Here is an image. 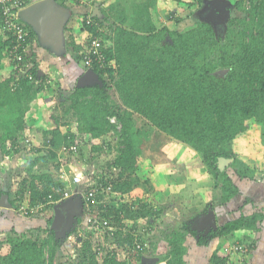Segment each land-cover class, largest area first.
<instances>
[{
    "label": "trees",
    "instance_id": "16d2710c",
    "mask_svg": "<svg viewBox=\"0 0 264 264\" xmlns=\"http://www.w3.org/2000/svg\"><path fill=\"white\" fill-rule=\"evenodd\" d=\"M55 1L61 6L70 1L89 12L76 20L78 30L70 29L67 46L74 61L83 64L84 71L79 76L90 71L98 81L77 84L67 95L57 92V103L43 106L48 98L54 100L55 89L50 83L51 76L38 70L39 62L35 60L31 46L35 32L23 17L17 20L29 33L24 42L27 51L22 62H27V73L31 78L12 70L10 74L3 72V64L12 62L13 53L9 50L13 38L4 29L0 11V154L1 158L16 154V158L21 159L20 164L9 165L8 171L2 174L9 180L19 178L16 199L9 197L8 202L18 211L21 200H27L26 205L28 209L32 207V213L26 215L52 211L67 199L59 201L65 190L60 180L61 169L70 171V175H79L80 181L74 184L77 189L96 191L91 196L96 201L91 202L90 213L100 222L97 232L111 235L114 241L112 249L106 253L100 249L99 257L92 249L95 242L91 244L90 237L82 233L76 237L82 242L81 249L75 250V256L70 257L68 264H132L138 255L126 248L134 243V249L138 245L141 251L142 242L134 229L122 235L123 220L143 217L148 212L154 218L160 213L156 207L129 199L138 186L150 184L137 175L144 156L143 142L150 141L149 131L154 129L199 155L213 181V188L220 191L221 204L229 203L238 193L234 179L255 178V168L242 159L234 143L246 135L253 124L264 125V0H249V8L244 7L242 0H234L235 7L243 15L228 21L223 41L207 20L197 19L183 30L156 26L157 0H109L104 7L97 5L96 0H92L91 6L78 0ZM184 1L190 7L206 3V0ZM11 2L5 3L10 5ZM20 2L24 8L29 0ZM212 4L217 7L225 5L226 1ZM95 8L98 15L92 13ZM187 15L191 16L192 12ZM181 21V18L174 20L176 25ZM103 27L107 28L105 32ZM93 38L101 42L102 67L96 60L91 66L84 63V52L88 51ZM90 55L95 56L91 52ZM113 93L118 101L112 98ZM39 107L44 122L41 143L46 152L34 153V157L27 158L31 150L30 146L25 148L26 141H30L34 129L31 114ZM112 117L116 123L110 121ZM137 117L143 120L142 125H137ZM71 123H75V131H62L61 126ZM118 124L120 128H117ZM20 135L23 136L21 139ZM95 139L99 142L92 144ZM20 140L25 141L24 145H19ZM63 144L75 145L77 150L63 153L62 160L58 161L57 151ZM87 145L91 146V152H97V156L107 153L111 156L100 168L85 175L68 167V162L71 155L85 161ZM262 160L264 163V154ZM108 196L118 199L119 203H107ZM82 202L85 205V201ZM211 203L203 206V212L215 205ZM248 203L251 199L246 197L233 210L235 217L216 224L215 229L210 225L209 233L199 228L209 226L207 222L196 226H192L189 218L177 222L171 227L170 249L164 256V264H184L187 232L198 235L195 248H205L217 238L227 240L242 229L246 233L234 245L250 246L247 231L261 230L263 215L258 206L252 212L244 213ZM36 205L40 208L32 211ZM184 210L190 212L189 217L199 215L201 211L197 209L193 215L192 208L184 206ZM51 220L52 216L42 229L9 237L11 250L9 255L0 258L1 263L56 264L61 239L50 229ZM103 221L108 225L103 226ZM81 222L85 224L84 218ZM42 233L44 237H40ZM207 264L234 263L219 245L211 252Z\"/></svg>",
    "mask_w": 264,
    "mask_h": 264
},
{
    "label": "rangeland",
    "instance_id": "374dc122",
    "mask_svg": "<svg viewBox=\"0 0 264 264\" xmlns=\"http://www.w3.org/2000/svg\"><path fill=\"white\" fill-rule=\"evenodd\" d=\"M97 5L104 7V1L103 0H96ZM243 5L246 8L250 7L249 0H242ZM108 2V1H107ZM229 2V3H228ZM228 2L225 5L217 6L214 8H211L209 12L203 13V21L207 20L213 27L216 36L223 41L225 32L227 29L228 21L231 18L242 16L243 13L240 9L235 7L234 0H228ZM66 4H69V2H64ZM58 6L61 7L60 3H58ZM66 5L61 7V12H66ZM81 8V13L79 14V17H82L83 14H89L87 9ZM132 10V8H130ZM183 12V11H181ZM91 15V14H90ZM95 15H98L97 13ZM94 15V16H95ZM157 15V13H155ZM93 16V15H91ZM102 17V14H100ZM188 17V15H187ZM193 19V20H192ZM196 19H199L198 16L195 18L188 17L187 20H184V26L187 27L188 25H192ZM28 23L32 25V23L27 20ZM55 22V20H54ZM182 22V21H181ZM179 22L177 25L179 26L177 28V25L174 23L173 27H176L175 29L183 30L184 28H181L183 25H181ZM156 23V26L159 25H165L163 22V19H158ZM33 26V25H32ZM166 26V25H165ZM169 28V27H168ZM104 32L107 30L106 27L102 28ZM56 34L54 33V29H51L48 31V36ZM62 34V33H61ZM59 35V34H58ZM57 35V36H58ZM50 41V40H49ZM61 42L58 41V44ZM75 54H73L74 56ZM36 60V57H35ZM7 64V63H6ZM6 64L4 66L2 71L5 73H8L10 69L8 68V64L6 67ZM53 64V63H52ZM80 67L83 68V64L79 63ZM39 67V63H38ZM46 74L51 76L52 79H50V83H52L54 91V100L51 98H48L43 106H54V104L57 103L58 100V94H61V92L64 95H67L68 93H64V89L72 90L71 87H74V84L66 85L65 87H61L58 81L56 80L58 77L57 70H48ZM51 71V72H50ZM73 71V70H72ZM82 71H84L82 69ZM10 74V73H8ZM54 78V79H53ZM96 81H98V78L93 77L92 74L89 71V75L86 79H83V81H78L77 84H94ZM58 92V94H57ZM113 99L117 100V96L113 93ZM60 100V99H59ZM41 108H37L36 111L31 114L32 122L33 123V130L31 131L33 133V136H31L30 141H26L27 147L29 148L31 153L28 155L27 158L34 157L35 154H43L45 153V149L42 146V139L44 138L41 132L42 126H44V122L41 119ZM143 120L137 117V125H142ZM146 124V123H144ZM47 126V125H46ZM62 131H75V123H71L70 126H61ZM153 131H149V139L150 141L146 140L143 142V153L141 165L139 169L137 170V175L142 179H147L150 184L138 186L135 190L132 191L130 200L137 199L139 200V203L143 202L146 203L149 207H156L157 210H159V215L152 217L153 214H150L148 212L147 215L143 217H136L135 219H129L125 218L123 220V227H122V235H125L129 231H134V234H136V237L142 242L143 249L139 251V246L134 249V243H132L131 246L127 247L126 250L128 252L136 253L138 255L137 260L133 261L132 264H164V256L167 255L170 246L168 244V238L170 237L172 226L177 224V222L182 221L186 218H189L191 220L192 226H196L200 224L199 217L200 214L205 213L203 212V206L206 203L213 202L216 203L218 206L220 201V191L218 189L213 188V181L208 179L209 174L207 173L205 166L203 165V162L201 161L199 155H197L191 148L188 146L170 139L169 137H166L165 135H161L157 133L154 129ZM20 139L23 136H19ZM27 138V137H26ZM153 140V141H152ZM32 141V142H31ZM25 141L20 140L19 145H24ZM236 150L240 153V156L242 159H244L250 166L255 168L254 173V179H234V184H237L238 186V193L230 201L233 205H237L242 200H244L247 196L254 195L256 191H260L261 185L263 186V192H264V173L262 171H259L257 168H260L261 166H264V163L262 162L263 154H264V125H258L253 124L249 132L244 135L243 137H240V139H237L234 143ZM35 148H39L40 151H33ZM88 148H86V151ZM58 157L56 160H62V154L59 153V150L57 151ZM15 155V156H14ZM11 156L17 157L16 154ZM61 156V157H60ZM110 154H104L103 156H97V152H91L87 151V157H85V161L81 160L79 156L73 157L71 155L69 157L68 167H70L72 170L78 171L79 170L87 175L86 173H89V171H94L97 168H100L102 163L105 162L108 158H110ZM171 156V157H169ZM147 157H149L147 159ZM182 158L184 159L181 167L188 168L191 167H197L198 171L197 173L199 176L194 175L193 173H189L188 171L183 174L182 172H175L177 168V162L178 159ZM80 159V162L78 161ZM255 160V162H254ZM161 163H166V166L170 165L172 174L165 171L164 173L161 171L155 170L153 168L155 165H161ZM78 167H76V166ZM256 166V167H255ZM258 166V167H257ZM9 160L8 158H1L0 154V200H9V197L11 200L16 199V191L18 189V180L13 178V181L10 182V180L7 182V185L3 183V171H8L9 169ZM12 167V166H11ZM13 169V168H12ZM158 171V172H157ZM157 172V173H156ZM155 175V176H154ZM163 175L164 179L166 180L167 184L165 188L162 190L160 189L158 184L155 183L156 181H159L158 179L161 178ZM86 178V177H85ZM9 179V178H4ZM12 180V178H11ZM164 180V182H165ZM255 181V182H254ZM91 182V180H90ZM93 182V181H92ZM4 184V185H2ZM2 186H5L2 188ZM151 186V187H150ZM144 188H148V190H145ZM156 188V189H155ZM72 191L75 193H70L68 191L69 195H71L69 198H67L74 206L77 208V211L74 213V216L72 218L74 224L72 223L71 226L67 227V229L64 230L62 234L58 235V238L61 239V246L64 244V241L68 240L67 247L65 246L66 253L69 255L67 259V263H70L72 256V249H81V243L80 239H76L78 237V233H83L84 236H89L91 244L92 243H99L102 244L101 247L105 251V253L108 250L112 249V242L114 241V238H112L111 235H105L102 232H96V233H87L88 228L85 227V224L83 223V226H79L77 228H73L72 226L75 225L77 222L75 221H82L84 218V212L83 209V202L80 194L78 191H81L82 188L78 187L77 185H72ZM8 190V191H7ZM3 191H7V193H4ZM9 194L8 196H5ZM6 198V199H5ZM248 198V197H247ZM66 199V200H67ZM107 203L110 202L111 205H117L119 203V200L116 198L107 197ZM105 199V200H106ZM122 202V201H121ZM27 200H21L19 203V206H26ZM212 204V203H211ZM210 204V205H211ZM160 206V207H159ZM184 206H188V208H201V211L198 213L199 215H194L197 213H192L194 216L189 217L191 214L187 210H184ZM247 206L251 208V204L248 203ZM200 210V209H199ZM208 210V209H207ZM153 218V219H152ZM154 220V221H153ZM225 221L215 217V223L221 224L220 222ZM116 225L114 226V228ZM172 227V228H171ZM210 227V225H209ZM76 230V231H74ZM209 233V231L207 232ZM75 234V235H73ZM139 235V237H138ZM44 236V235H43ZM186 239L184 244L186 245V251L183 255V261L184 264H207L208 258L211 255V252L214 251L216 247L217 241H213L210 245L207 247H196V241L198 240V235H191L187 232L185 234ZM198 247V246H197ZM74 250V252H75ZM138 250V251H136ZM77 251V250H76ZM66 254V255H67ZM73 257V256H72ZM64 260L65 255H63ZM100 261V260H99ZM145 261H148L146 263Z\"/></svg>",
    "mask_w": 264,
    "mask_h": 264
},
{
    "label": "crops",
    "instance_id": "0c3cea01",
    "mask_svg": "<svg viewBox=\"0 0 264 264\" xmlns=\"http://www.w3.org/2000/svg\"><path fill=\"white\" fill-rule=\"evenodd\" d=\"M103 1H104V4L105 3L107 4V1L109 2V0H103ZM184 2H185L184 0H181V1L157 0L156 5H155V12L157 13L156 17L158 19L159 18L163 19L164 24L169 28H171V26L173 27L175 23L174 20H176V18L178 19L181 18L182 22L180 24L183 25L181 28H185L184 20L188 19L187 14L189 12H192L191 16H193V17L189 16L190 18H195L196 16H198L199 19L202 20L203 13L207 14V11L209 12L211 8H214V5L212 3H215L216 1L206 0V3L204 5L201 4V5H198L197 7H194V6L190 7L188 5H185ZM65 5L67 6L66 12L62 13L60 8L63 6L59 7L58 3L55 0H29V3L23 9V12L25 13L23 15V20H25L26 22L27 20H29L33 25L32 26L30 23H28L29 25H31L30 27L32 28V30L35 32V35H36V38H33L32 40L33 42L31 46H32L33 52H35L36 61L39 62V67H38L39 72L41 74H44V73L49 72L48 70L50 69L51 70L53 69L54 71L57 70V75L59 78H57L56 80L58 81L59 84L61 82L60 84L61 87H65L66 85H69V84H72V85L74 84V87H75L76 86L75 83H78L79 79L81 78L79 75L82 72V68L80 67L79 63L75 62L74 59L72 58V55L67 46V37H69V33L72 29L73 31L74 29L78 30V27H77L78 25H77L76 20L79 21V14L81 13L82 10L79 6L77 7L74 4L69 3V4H64V6ZM92 13L94 14L97 13L96 8L93 10ZM32 16L36 17L39 21H41L43 25L38 26L33 21ZM178 27L179 26L177 25V28ZM51 29H54V33L56 34L48 36V31ZM58 41H60L61 43L58 44ZM6 67H7V64H6ZM8 68L10 69L9 71L10 73L11 68H10L9 63H8ZM72 88L73 87H71V89ZM69 91L70 90L64 89L65 93H68ZM98 142L99 140L95 139L92 142V144L98 143ZM85 147L88 148L87 151H91L90 145H87ZM8 160H9V165H15L16 163L17 164L21 163L20 158H14L13 160H11V158H8ZM178 160L179 161H176L177 168L175 172L178 171L179 173L182 172L183 174H185L188 171L189 173H193L194 175L199 176V174L197 173L198 171L197 167L189 166L188 168H183L184 166L181 167V164L184 159L179 158ZM153 168H155V170L158 169V171L163 170L162 171L163 173L167 171L172 174L171 166L170 165L166 166V163H161V165L160 164L155 165ZM263 168L264 166H261L260 168H257V169L259 171H262ZM2 179H3V183L7 185V182L9 181V179H4V178ZM165 179L162 175L161 178L158 179L159 181L155 182L158 184L160 189L162 188V190L165 188L167 184ZM208 179L210 181L209 176H208ZM12 181H13V178L12 180L10 178V182ZM1 183L2 182H0V184ZM4 187L5 186H2V188ZM261 187L263 188L262 185ZM262 188H260V191H256L254 195L247 196L248 198L251 199L250 204H251L252 209H250L247 205L243 209L244 213H249V212H252L253 209L256 208V206L260 208L259 210L261 212L260 214L263 215V218L260 224L262 229L256 233L253 231L252 232L247 231L248 234L250 235L248 236V238H246L250 242V246H247V251L241 252L238 254L236 253V254H233L232 256H228V259L234 264H264V192ZM5 196H8V194ZM240 203H238L237 205H233L231 202H229L227 204H219V206L216 203H214L215 205L213 207L210 206L209 208L214 212L218 221L220 217L222 220L224 218L225 221H227L236 216L232 212L233 210H236V207ZM206 204H204V206ZM185 207H188V206H185ZM22 208L26 209V213L28 212L32 213L31 212L32 207H29L28 209L27 205L19 206V209L17 211L15 210V208H13L10 205V203L7 200H0V258H2L3 256H7L10 253L11 245L9 243V239H8L9 237L21 236V234H24V233L27 234L28 231L32 229H36V228L42 229L46 227L48 218L52 216V219H53L54 211H55L54 208H52V211H45V212L38 211V212L33 213L32 215H26V213L22 210ZM197 209H201V208L200 207L196 209L194 208L192 213H195ZM207 211L208 210H206L205 212ZM201 215L202 214H200V216ZM225 221L223 222L221 221L220 223L223 224ZM75 222L77 223L72 226L73 228L79 226L78 224H80V226H83V222L81 221H75ZM199 222H201L200 219H199ZM72 223L74 224L71 218L65 229L71 226ZM245 233L246 231L240 229V230L235 231L234 235L227 240L225 238L223 239L217 238L216 247L221 245L222 248L225 250V252L228 253V250H230L231 248L230 245H234L235 242H239L241 236L245 235ZM43 235L45 236L44 233L40 234V237H44ZM235 240H238V241H235ZM67 243H68V240L64 241V244L58 248V257L56 259V264H66L67 263V259L69 256L65 250V246L67 247ZM74 250L75 249H72V253H71L73 257L75 256ZM63 255H65V258H66L65 260L64 258H62ZM0 264H2L1 261H0Z\"/></svg>",
    "mask_w": 264,
    "mask_h": 264
},
{
    "label": "built area",
    "instance_id": "2783aa9c",
    "mask_svg": "<svg viewBox=\"0 0 264 264\" xmlns=\"http://www.w3.org/2000/svg\"><path fill=\"white\" fill-rule=\"evenodd\" d=\"M80 3L86 4L91 6V2L92 0H78ZM5 2H11L10 0H0V11H1V16L3 17V24H4V29L8 32V35H10L13 38V44L10 47L9 52L13 53V57H12V62L10 64V68L12 71H15L17 73H22L25 75H28L29 78L30 74L27 73V62L23 63V54H26L27 51V45H24V42H26V40L29 37V33H28V29L26 26L22 25L21 23H19L17 20H19L20 17V11H21V2L20 0H16L14 2H11L10 5H6ZM196 2V0L194 1ZM89 21V20H88ZM101 45V42L98 39H91L90 42V47L88 49L87 52H84V63L86 66H91L93 60H96L98 62L99 67L103 66V61H104V56L103 54L100 52L99 47ZM19 46L22 47V50L19 49ZM90 52L92 54H95V56L90 55ZM110 121L112 123H116V119L114 117L110 118ZM117 128H120V124L117 125ZM77 150V146L75 145H65L63 144L60 149H59V153H67V152H75ZM60 180L63 182L64 184V192L62 194V197L59 199H65V198H69L71 195H69L68 191H70V193H75L72 191V185L77 184L80 181V176L79 175H70V171H64L61 169V173H60ZM93 192H96L95 189H91V190H87L83 189L81 191H78V193L81 196V199L85 201V205L82 204L84 212L86 211V213H84V222L86 227L88 228V230H91L92 233H96L97 230H99V226H100V222L97 221V218L95 217V215H93L92 213H90L91 211V202L96 201V200H92L91 196L93 194ZM86 201H88V203H86ZM39 205H36L34 207L33 211H37L38 210ZM22 210L26 213V209L22 208ZM103 226H107L108 222L107 221H103L102 223ZM82 233H78V236H80ZM102 247L99 245V243H95V245H92V249L94 251H97V256L100 257V249ZM247 251V247L245 245L242 244H236L233 245L230 250H228V256H232L233 254H238L241 252H246ZM97 257V258H99Z\"/></svg>",
    "mask_w": 264,
    "mask_h": 264
},
{
    "label": "water",
    "instance_id": "95a60500",
    "mask_svg": "<svg viewBox=\"0 0 264 264\" xmlns=\"http://www.w3.org/2000/svg\"><path fill=\"white\" fill-rule=\"evenodd\" d=\"M228 2V0H225ZM229 3V2H228ZM25 13L23 11L20 12V16L23 17ZM33 21L38 25H43L41 21H39L36 17L32 16ZM50 26V25H49ZM48 26V27H49ZM224 72V71H221ZM89 75V71H85L83 76L79 79V81H83V79H86ZM81 199V198H80ZM74 205V204H73ZM72 203L67 199L64 202H61L60 204L56 205L54 207V216L50 224V229H52L55 233V237L58 238L59 234H62L68 225V222L71 218H73L74 213L77 211V208L73 207ZM75 211V212H74ZM200 221L207 222L209 225L215 229L216 223H215V215L213 211L209 208L208 211L203 215L200 216Z\"/></svg>",
    "mask_w": 264,
    "mask_h": 264
},
{
    "label": "flooded vegetation",
    "instance_id": "af4514ba",
    "mask_svg": "<svg viewBox=\"0 0 264 264\" xmlns=\"http://www.w3.org/2000/svg\"><path fill=\"white\" fill-rule=\"evenodd\" d=\"M211 225V224H210ZM200 229H205V231L206 232H208V231H210L211 230V228L209 227V226H201V227H199Z\"/></svg>",
    "mask_w": 264,
    "mask_h": 264
},
{
    "label": "clouds",
    "instance_id": "9594fccd",
    "mask_svg": "<svg viewBox=\"0 0 264 264\" xmlns=\"http://www.w3.org/2000/svg\"><path fill=\"white\" fill-rule=\"evenodd\" d=\"M210 1H216V2H217V1H219V0H210ZM196 3H197V2H196ZM226 3H227V2H226ZM223 5H224V4H223ZM193 6H194V7H197L198 4H193ZM23 9H24V8H22L21 11H23ZM21 11H20V12H21ZM20 17H21V16H20ZM20 17H19V18H20ZM21 18H22V17H21ZM207 209H209V208H207ZM205 213H206V212H205ZM205 213H203V215H204ZM213 213H214V212H213ZM211 227H212V226H211Z\"/></svg>",
    "mask_w": 264,
    "mask_h": 264
}]
</instances>
